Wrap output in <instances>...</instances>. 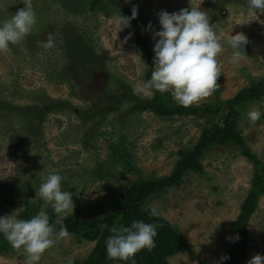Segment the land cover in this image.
Returning a JSON list of instances; mask_svg holds the SVG:
<instances>
[{
  "label": "rangeland",
  "instance_id": "1",
  "mask_svg": "<svg viewBox=\"0 0 264 264\" xmlns=\"http://www.w3.org/2000/svg\"><path fill=\"white\" fill-rule=\"evenodd\" d=\"M31 3L37 17L32 32L10 44L8 51H0V215L12 213L18 217L23 201L38 203L40 211L44 204L38 195L41 177L58 172L63 178L62 191L72 194L73 212L79 207L78 217L98 220L122 187L137 179L169 175L181 158L180 151L194 147L214 115L159 116L149 110L131 112L132 104L127 100L117 103L125 93H140L145 99L155 94L147 85L146 72L155 68L151 32L159 30L160 10L206 11L221 38L218 87L192 106H216L264 77V12L258 13V19L242 23L248 19L246 0ZM133 6L136 17L122 26V16H131ZM21 7L22 0H0V21ZM236 32L246 34L248 43L239 63L233 64L234 49L228 40ZM140 34L148 42V58L136 45ZM49 36L54 46L44 49L37 42ZM76 38L84 43H74ZM163 95L175 102L171 92ZM48 100L66 101L70 107L50 110L44 103ZM35 105L44 109L41 112L38 108V121L32 119L38 113ZM27 106L31 113L23 110ZM105 108L113 110L101 113L99 109ZM250 109L261 112L255 123L247 119ZM225 112L224 107L220 108L219 113ZM239 112V134L264 165V95L239 104ZM197 159L199 172L185 170L178 184L144 202L145 210L155 207L158 216L192 245V252L171 256L169 264H209L227 254L232 245L229 224L240 211L255 169L233 143L211 144ZM44 210L59 221L73 213L69 210L67 216L59 215L51 205ZM246 242L242 264L256 253L264 255V196L259 197L248 219ZM95 244V240L71 232L45 250L37 264H67L69 259L72 264H82ZM24 262L22 248L0 253V264Z\"/></svg>",
  "mask_w": 264,
  "mask_h": 264
},
{
  "label": "clouds",
  "instance_id": "2",
  "mask_svg": "<svg viewBox=\"0 0 264 264\" xmlns=\"http://www.w3.org/2000/svg\"><path fill=\"white\" fill-rule=\"evenodd\" d=\"M127 2V0H126ZM248 19H258V13L264 12V0H246ZM23 7L16 10L10 18L0 21V51H8L10 44H16L30 34L37 23L31 0H22ZM137 15L133 6L130 17L121 18V25L127 26L130 19ZM159 30L151 32L154 39V65L147 85L160 93L171 92L173 99L181 106H189L208 96L218 87L217 78L221 74L217 56L223 45L221 38L209 23V14L199 8L180 9L169 13L160 10L157 14ZM149 28L151 24L149 23ZM158 37V39H156ZM39 43L44 49L54 46L51 36ZM248 43L243 32L231 34L228 44L234 49L231 57L233 64L241 60V52ZM139 91V90H137ZM247 119L255 123L261 117L258 109H250ZM62 176L50 172L41 177L38 195L44 202L41 210L29 219H21L11 214L0 215V234L15 249H23L24 264H37L45 250L52 247L58 239L69 235L63 223L57 220L49 222L44 210L49 205L54 212L67 216L73 212V199L69 191H62ZM151 216H157L155 207L149 210ZM56 224H60L56 229ZM157 225L143 221H133L130 227H112L113 234L107 237L105 248L110 259L128 260L141 249L154 247ZM239 237L237 236L236 239ZM228 257H221L226 260ZM67 264H72L69 259ZM247 264H264V255L256 253Z\"/></svg>",
  "mask_w": 264,
  "mask_h": 264
},
{
  "label": "trees",
  "instance_id": "3",
  "mask_svg": "<svg viewBox=\"0 0 264 264\" xmlns=\"http://www.w3.org/2000/svg\"><path fill=\"white\" fill-rule=\"evenodd\" d=\"M126 17H130L124 13ZM140 25V24H139ZM74 43L83 44V39L76 38ZM144 35L140 34L136 39L138 49L149 57V46ZM84 45L82 46V48ZM70 51L73 52L72 49ZM92 65L91 62H86ZM149 63V62H148ZM151 65V63H150ZM152 68L146 72L147 82L150 80ZM155 94L151 99H145L140 93H126L121 95L117 103L127 100L132 105L129 108L131 112H140L149 110L159 116L180 114V115H205L213 117L210 125L203 127L202 133L192 149L180 151L181 158L178 160L176 167L167 175L157 179H137L122 187L115 200L111 202V206L102 214L100 219H89L78 217L81 209L77 207L67 219L60 220L67 228L68 233H75L86 240L96 241V244L88 254V257L82 261V264H114L115 262H133L134 264H169V258L180 252H192V245L184 238L182 233L173 227L168 221L161 216H151L149 210L144 209V202L153 194L162 191L166 187L178 184L185 170H193L199 172L201 165L198 157L202 151L211 144L228 145L233 143L240 152L252 163L254 171L251 177L250 188L242 203L240 211L235 220L229 224V239L231 240V248L225 256L226 260H219L209 264H242L246 252V230L248 219L254 212L257 200L260 196H264V165L255 156L246 145L243 137L237 129V120L240 117L239 104H245L251 100L260 99L264 95V77L257 79L240 89L232 98L222 101L220 104L205 107L181 106L178 103L167 100L163 93L155 90ZM50 110L62 108V106L70 107L66 101L48 100L44 102ZM31 113L30 107L27 106ZM224 107L226 111L224 115L219 113L220 108ZM38 113L32 115V119L38 121L39 115L44 109H40L35 105ZM41 112H39V109ZM47 109V110H48ZM30 110V111H29ZM101 113H108L112 108L99 109ZM75 200L77 198H74ZM38 212V203L23 201V209L18 214V218L29 219ZM49 222L55 223L53 213H49ZM143 221L145 223H153L157 225V234L154 239V247L151 249H141L128 260L110 259L107 256L105 241L107 237L112 235L110 232L112 227L123 228L130 227L133 221ZM60 224H56L58 230ZM239 237L236 239V237ZM16 250L11 244L0 234V253H6Z\"/></svg>",
  "mask_w": 264,
  "mask_h": 264
}]
</instances>
